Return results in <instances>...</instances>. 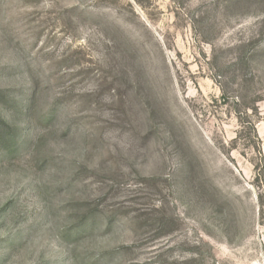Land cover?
<instances>
[{"label":"rangeland","instance_id":"1","mask_svg":"<svg viewBox=\"0 0 264 264\" xmlns=\"http://www.w3.org/2000/svg\"><path fill=\"white\" fill-rule=\"evenodd\" d=\"M0 264H264V0H0Z\"/></svg>","mask_w":264,"mask_h":264}]
</instances>
